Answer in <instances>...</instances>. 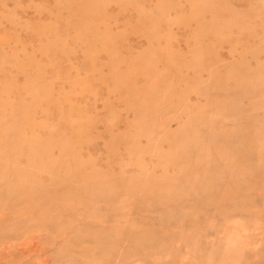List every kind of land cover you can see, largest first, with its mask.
Listing matches in <instances>:
<instances>
[{"label":"rangeland","instance_id":"374dc122","mask_svg":"<svg viewBox=\"0 0 264 264\" xmlns=\"http://www.w3.org/2000/svg\"><path fill=\"white\" fill-rule=\"evenodd\" d=\"M0 264H264V0H0Z\"/></svg>","mask_w":264,"mask_h":264},{"label":"bare ground","instance_id":"6f19581e","mask_svg":"<svg viewBox=\"0 0 264 264\" xmlns=\"http://www.w3.org/2000/svg\"><path fill=\"white\" fill-rule=\"evenodd\" d=\"M232 6V5H231ZM78 159V158H77ZM222 170V169H221ZM196 180V179H195ZM248 187V186H247ZM10 257V256H9Z\"/></svg>","mask_w":264,"mask_h":264}]
</instances>
